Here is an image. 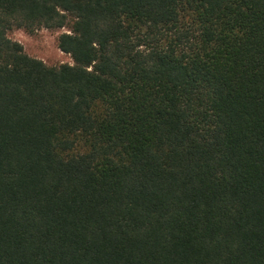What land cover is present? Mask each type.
I'll return each mask as SVG.
<instances>
[{
    "label": "trees",
    "instance_id": "16d2710c",
    "mask_svg": "<svg viewBox=\"0 0 264 264\" xmlns=\"http://www.w3.org/2000/svg\"><path fill=\"white\" fill-rule=\"evenodd\" d=\"M0 264H264V0H0Z\"/></svg>",
    "mask_w": 264,
    "mask_h": 264
},
{
    "label": "rangeland",
    "instance_id": "374dc122",
    "mask_svg": "<svg viewBox=\"0 0 264 264\" xmlns=\"http://www.w3.org/2000/svg\"><path fill=\"white\" fill-rule=\"evenodd\" d=\"M65 31L67 28H42L29 33L22 28H13L9 36L22 43L29 55L42 59L47 65L58 66L73 63L70 54L63 52L58 46V36Z\"/></svg>",
    "mask_w": 264,
    "mask_h": 264
}]
</instances>
